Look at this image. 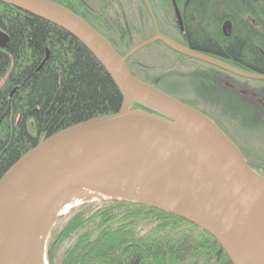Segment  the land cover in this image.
Listing matches in <instances>:
<instances>
[{
	"label": "trees",
	"instance_id": "1",
	"mask_svg": "<svg viewBox=\"0 0 264 264\" xmlns=\"http://www.w3.org/2000/svg\"><path fill=\"white\" fill-rule=\"evenodd\" d=\"M49 1L88 22L121 56L159 32L237 70L264 76V0H176L183 30L171 0H148L157 24L146 0H97L98 7L92 0ZM225 25L232 27L230 34ZM0 29L9 37L0 48L1 179L42 140L119 112L123 94L95 57L61 28L0 4ZM127 66L137 79L216 120L181 93L215 91V76L228 73L160 42L131 57ZM245 81L251 89H264V81ZM131 110L149 111L139 104ZM248 132H253L249 125ZM255 138L261 143L257 165L264 172V130ZM149 222L153 228L141 236L139 228ZM71 238L75 243L62 264H232L197 226L128 201L107 200L98 209L85 203L58 234L59 242Z\"/></svg>",
	"mask_w": 264,
	"mask_h": 264
},
{
	"label": "water",
	"instance_id": "2",
	"mask_svg": "<svg viewBox=\"0 0 264 264\" xmlns=\"http://www.w3.org/2000/svg\"><path fill=\"white\" fill-rule=\"evenodd\" d=\"M171 2L183 30L181 11L176 0ZM0 4L66 31L95 57L123 94L119 112L42 140L0 179V264H43L41 243L50 222L79 199L128 201L171 213L211 235L232 264H264L262 178L209 117L137 79L127 61L160 42L244 79L264 81V76L237 70L159 32L121 56L88 22L60 4ZM148 8L154 18L149 4ZM8 42L0 29V48ZM132 104L149 111L131 110ZM114 168L138 170V178L128 176V187L109 186L120 179ZM74 190L89 194L70 196Z\"/></svg>",
	"mask_w": 264,
	"mask_h": 264
},
{
	"label": "flooded vegetation",
	"instance_id": "3",
	"mask_svg": "<svg viewBox=\"0 0 264 264\" xmlns=\"http://www.w3.org/2000/svg\"><path fill=\"white\" fill-rule=\"evenodd\" d=\"M217 78L221 86L220 93L226 94L229 101L223 103L226 106L225 109H221L224 114H219L216 120L212 121L238 147L250 167L263 177V169L257 165L260 154L258 152V139L255 137H257V132L264 130V89H251L248 87V82L245 81L248 79L230 73L219 74ZM242 122L248 123L250 130L253 131L252 134L249 133V135L246 130H240L239 124ZM225 126L232 131L231 134L225 129ZM238 139L243 144H240Z\"/></svg>",
	"mask_w": 264,
	"mask_h": 264
},
{
	"label": "rangeland",
	"instance_id": "4",
	"mask_svg": "<svg viewBox=\"0 0 264 264\" xmlns=\"http://www.w3.org/2000/svg\"><path fill=\"white\" fill-rule=\"evenodd\" d=\"M91 2L93 3V6L98 7L100 5V2L97 0H92ZM172 7H173V5H172ZM173 11H174V8H173ZM174 15H175V12H174ZM154 21L157 24L156 19H154ZM226 25H225V32L227 34H230L232 27L230 25L229 26H226ZM138 46H140V45H138ZM145 53H148V51ZM215 77H216V79L215 78L214 79L216 82L213 81V86L214 85L216 86L215 91L210 90V91H205V92L199 93L198 90L195 92L190 90L189 93L188 92H185L186 94L181 93V94H183V96L182 95L181 96L183 99L190 100L193 104H198L202 109L204 108L207 112H209L210 115L217 117L221 113L224 114L223 113L224 111H222V110L225 109L226 106H225V104L223 105V103H225L226 101H229V100H228V98H226L227 95L222 93L224 95V98H223V95L219 91L221 86H220V82L218 81V78H217L218 75ZM237 82H239V81H237ZM223 90H225V89L223 88ZM227 126H225V129L231 134L232 131H230L227 128ZM239 126H240V130H246V133L249 134L248 123L242 122L241 124H239ZM246 133H244V134H246ZM238 140H239L240 144H243V142L240 139H238ZM259 144H261V143H259ZM259 148H261V147L259 146ZM104 201H107V200H100V199H96V200L95 199H90V200L79 199L78 201L73 200V201L69 202V204L66 207H64L61 211L58 212V214L50 222V224L47 228V231H46V235H45V239H44L45 245H44V250H43V264H62V260H63L65 252L75 243L74 238L65 240L63 242L58 241L59 232L62 230V228L64 227L66 222L69 220V218L72 217V215L74 214V211L78 210V208L84 206L85 203H89V204L93 205V207L98 209V208L102 207V205L104 204ZM153 226L154 225L152 222L145 223V224L141 225L138 232L141 236H145L149 233V231H151Z\"/></svg>",
	"mask_w": 264,
	"mask_h": 264
},
{
	"label": "bare ground",
	"instance_id": "5",
	"mask_svg": "<svg viewBox=\"0 0 264 264\" xmlns=\"http://www.w3.org/2000/svg\"><path fill=\"white\" fill-rule=\"evenodd\" d=\"M115 171L117 172L118 175H120V179L119 180H116L114 181L113 183H109L108 185L109 186H112V187H115V186H125V187H128L127 184H130L129 183V180L127 179L128 176H132V177H137V174H138V170H132V169H126L124 170V168H114ZM123 171H126L127 172V175H125ZM124 176V177H123ZM148 175H144L143 177L144 178H147ZM122 177V178H121ZM126 177V178H125ZM143 177H140V178H143ZM89 194L88 192L86 191H81V190H74L70 193V196H83V195H87ZM44 241H42L41 243V252H43L44 250Z\"/></svg>",
	"mask_w": 264,
	"mask_h": 264
}]
</instances>
